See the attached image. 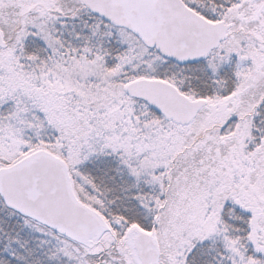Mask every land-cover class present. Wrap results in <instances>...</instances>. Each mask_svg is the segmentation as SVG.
<instances>
[{
	"label": "snow or ice",
	"instance_id": "obj_1",
	"mask_svg": "<svg viewBox=\"0 0 264 264\" xmlns=\"http://www.w3.org/2000/svg\"><path fill=\"white\" fill-rule=\"evenodd\" d=\"M0 264H264V0H0Z\"/></svg>",
	"mask_w": 264,
	"mask_h": 264
}]
</instances>
